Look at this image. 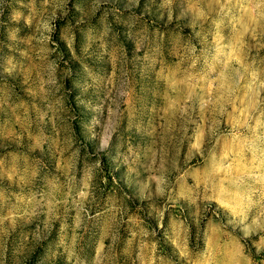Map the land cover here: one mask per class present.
Masks as SVG:
<instances>
[{
  "label": "rangeland",
  "instance_id": "rangeland-1",
  "mask_svg": "<svg viewBox=\"0 0 264 264\" xmlns=\"http://www.w3.org/2000/svg\"><path fill=\"white\" fill-rule=\"evenodd\" d=\"M0 264H264V0H0Z\"/></svg>",
  "mask_w": 264,
  "mask_h": 264
}]
</instances>
